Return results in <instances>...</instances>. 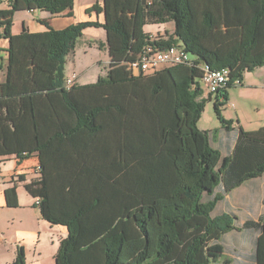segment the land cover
I'll return each instance as SVG.
<instances>
[{
  "label": "trees",
  "instance_id": "16d2710c",
  "mask_svg": "<svg viewBox=\"0 0 264 264\" xmlns=\"http://www.w3.org/2000/svg\"><path fill=\"white\" fill-rule=\"evenodd\" d=\"M75 1L0 0V39L9 43L5 65L0 58V158L20 164L36 154L41 175L18 176L6 206L19 208L22 184L43 220L67 228L56 264H216L222 236L237 228L234 216L213 212L223 195L264 174V127L239 129L222 159L214 133L197 127L203 67L242 80L264 66V0H102L86 14H103L104 23L55 30L42 20L44 33L12 34L16 13L73 17ZM167 23L174 32L151 42L145 27ZM88 28L106 32L107 75L66 90L67 58ZM147 45L183 48L193 63L135 76L128 64ZM230 87L214 104L227 130L221 107ZM250 226L262 227L264 264V225ZM12 264H26L23 246Z\"/></svg>",
  "mask_w": 264,
  "mask_h": 264
},
{
  "label": "crops",
  "instance_id": "0c3cea01",
  "mask_svg": "<svg viewBox=\"0 0 264 264\" xmlns=\"http://www.w3.org/2000/svg\"><path fill=\"white\" fill-rule=\"evenodd\" d=\"M98 1L102 2V0H76L73 17H68L66 12L59 15H52L42 11L18 12L14 17L12 34L19 35L23 33L24 29L29 33H44L48 29L40 23L42 20L48 21L55 30H63L80 22L98 21L104 23L105 17L103 14H86L87 9L91 8ZM3 8H7V6L4 4ZM78 11L81 15L80 19H77ZM174 29L173 23H167L148 25L145 27V32L153 36L156 34L164 36L166 32L173 33ZM96 30V28H88L85 32L95 33ZM102 42H106V39ZM2 43L6 44V48L9 46L7 41L0 39V50L2 49ZM103 50L108 52L107 49ZM6 61V58L3 59L4 65ZM73 75H76V85L80 87L95 85L100 79L98 78L97 81H94V79L81 77V75L79 76L75 73L71 76L67 75L66 78ZM106 75L107 70L106 74L101 77H106ZM4 79L5 74L1 72L0 82H4ZM230 127V130L223 127L217 136L212 137V145L220 151L222 159L230 156L237 144L239 128L234 127L232 124H230ZM241 127L244 129L243 125ZM9 162L15 163L14 169H5V164ZM0 164L4 165L2 171L0 170L1 204L7 209L14 210L6 206L4 192L13 186L12 182L17 180L18 176L23 175L28 182L38 179L41 176L39 160L37 155L34 154L28 160L19 164L15 156H9L0 158ZM20 187L24 189V186L19 184L17 195L19 194ZM28 196L30 197V201L27 203L19 202V209H24L20 217L24 220L26 227L17 231L14 235L0 233V264H12L17 255V248L20 246H23L25 249L26 264H56L55 257L60 248L61 241L68 236L66 227L51 225L49 222L43 220L39 209L38 211L34 210L37 208L35 202L34 204L32 203L35 199L30 195ZM223 214L236 218L235 226L237 229L222 236L220 243L223 246L224 252L222 258L216 264H258L257 249L259 239L263 235L262 227L250 226L246 228L245 226L249 223L264 225V222H261L264 216V174L259 178L246 181L240 187L223 195L222 200L217 204L213 212V217Z\"/></svg>",
  "mask_w": 264,
  "mask_h": 264
},
{
  "label": "rangeland",
  "instance_id": "374dc122",
  "mask_svg": "<svg viewBox=\"0 0 264 264\" xmlns=\"http://www.w3.org/2000/svg\"><path fill=\"white\" fill-rule=\"evenodd\" d=\"M80 18L81 15L78 11L77 19ZM96 29L95 33L84 32L83 36L77 40L74 53L67 58L66 76L75 73L81 75V77L97 81L98 78L106 74V70L108 72L109 53L99 48V43L107 37L106 32L102 28ZM155 36L161 35L156 34ZM2 40L7 41L6 39ZM5 45V43L1 44L0 58L2 59L7 58L6 51L8 47L6 48ZM209 96L208 94L203 96L205 106L198 119L197 127L200 131L214 133L213 136H217L223 125L219 121L214 108L216 95H211V100H209ZM221 114L234 127L245 132L257 131L264 127V66L254 72L244 73L242 85L228 89V102L221 107ZM242 125L244 129L241 127ZM3 166L0 164L1 171ZM14 168L15 163L5 164L6 170ZM18 195L19 202L27 203L30 201V197L23 187H20ZM34 202L32 203L34 204ZM34 210L38 211V207ZM23 212V208L7 209L1 204L0 199V233L14 235L17 231L24 229L26 224L20 217Z\"/></svg>",
  "mask_w": 264,
  "mask_h": 264
},
{
  "label": "built area",
  "instance_id": "2783aa9c",
  "mask_svg": "<svg viewBox=\"0 0 264 264\" xmlns=\"http://www.w3.org/2000/svg\"><path fill=\"white\" fill-rule=\"evenodd\" d=\"M3 34V28L0 27V36ZM151 42L157 36L150 35ZM193 60L189 53L183 48L172 46L169 50H161L155 45H147L142 50L139 58L128 64L129 71L135 75H150L162 70L163 65H192ZM204 75L201 79V87L204 94L213 95L232 84L237 87L242 85L239 78L232 79L230 70L219 72L217 70H206L203 67ZM77 77L66 78L64 89L70 90L76 85ZM40 200H35V205H39Z\"/></svg>",
  "mask_w": 264,
  "mask_h": 264
},
{
  "label": "bare ground",
  "instance_id": "6f19581e",
  "mask_svg": "<svg viewBox=\"0 0 264 264\" xmlns=\"http://www.w3.org/2000/svg\"><path fill=\"white\" fill-rule=\"evenodd\" d=\"M161 50H169V48H166V49H161ZM171 66H174V65H163L162 66V70L163 69H166V68H169V67H171ZM206 70H209L208 68H205ZM228 69H223V70H217V71H219V72H226ZM75 87V86H74Z\"/></svg>",
  "mask_w": 264,
  "mask_h": 264
}]
</instances>
